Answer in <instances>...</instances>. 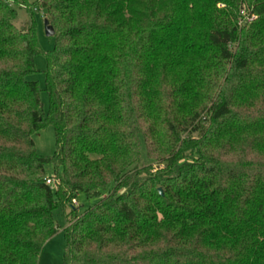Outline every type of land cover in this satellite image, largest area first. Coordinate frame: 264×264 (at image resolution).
<instances>
[{
    "label": "trees",
    "instance_id": "1",
    "mask_svg": "<svg viewBox=\"0 0 264 264\" xmlns=\"http://www.w3.org/2000/svg\"><path fill=\"white\" fill-rule=\"evenodd\" d=\"M37 1L53 50L0 0V264L60 206L62 264H264V0Z\"/></svg>",
    "mask_w": 264,
    "mask_h": 264
},
{
    "label": "rangeland",
    "instance_id": "2",
    "mask_svg": "<svg viewBox=\"0 0 264 264\" xmlns=\"http://www.w3.org/2000/svg\"><path fill=\"white\" fill-rule=\"evenodd\" d=\"M17 10L19 20L17 26L19 28L26 29L29 21L36 22L35 32L37 41L40 48L45 51L53 50L55 40L53 37H49L44 29L45 10L40 6L37 0H6ZM35 63L38 68V72L28 76V79L36 80L40 84L42 100L44 103V110L48 111L50 99L47 94L45 70L48 68L46 55L38 54L35 56ZM36 142L37 151L41 155H52L57 147V141L55 136V130L52 125L45 127L39 134L33 136ZM144 152V145H143ZM146 162V160H144ZM50 168V167H49ZM96 200L89 201L84 194H80L77 199V206L81 205V211L94 205ZM70 207L67 208L69 210ZM54 219L57 225L60 227L57 234L43 246L39 259V264H62L65 255L66 238L63 230L67 225L68 220L65 216V208L60 206L54 211Z\"/></svg>",
    "mask_w": 264,
    "mask_h": 264
},
{
    "label": "water",
    "instance_id": "3",
    "mask_svg": "<svg viewBox=\"0 0 264 264\" xmlns=\"http://www.w3.org/2000/svg\"><path fill=\"white\" fill-rule=\"evenodd\" d=\"M44 29H45L46 34H47L49 37H54V36H55L56 31H54V28H53V26L50 24V22H49L48 19H45V20H44ZM160 191L162 192V189H160Z\"/></svg>",
    "mask_w": 264,
    "mask_h": 264
},
{
    "label": "built area",
    "instance_id": "4",
    "mask_svg": "<svg viewBox=\"0 0 264 264\" xmlns=\"http://www.w3.org/2000/svg\"><path fill=\"white\" fill-rule=\"evenodd\" d=\"M47 183L48 184H52V185H54L55 186V182H54V180H53V178H51V177H49L48 179H47ZM73 204L75 205V206H77L78 204H77V201H73Z\"/></svg>",
    "mask_w": 264,
    "mask_h": 264
}]
</instances>
